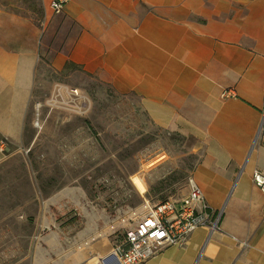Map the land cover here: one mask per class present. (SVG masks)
<instances>
[{
  "label": "crops",
  "instance_id": "1",
  "mask_svg": "<svg viewBox=\"0 0 264 264\" xmlns=\"http://www.w3.org/2000/svg\"><path fill=\"white\" fill-rule=\"evenodd\" d=\"M50 1L36 19L0 0V164L34 123L37 86L79 70L135 95L160 131L197 139L192 175L221 210L217 231L141 264H264V0H68L59 14Z\"/></svg>",
  "mask_w": 264,
  "mask_h": 264
},
{
  "label": "rangeland",
  "instance_id": "2",
  "mask_svg": "<svg viewBox=\"0 0 264 264\" xmlns=\"http://www.w3.org/2000/svg\"><path fill=\"white\" fill-rule=\"evenodd\" d=\"M2 2L41 18V0ZM33 105L39 126L0 164V264H92L147 206L186 193L198 140L160 131L135 95L66 69Z\"/></svg>",
  "mask_w": 264,
  "mask_h": 264
},
{
  "label": "built area",
  "instance_id": "3",
  "mask_svg": "<svg viewBox=\"0 0 264 264\" xmlns=\"http://www.w3.org/2000/svg\"><path fill=\"white\" fill-rule=\"evenodd\" d=\"M67 1L51 0L50 9L59 14ZM228 94V90L222 92V96ZM34 125L39 126L37 119ZM258 141L264 148L263 123L256 132L254 144ZM253 182L264 193V175L255 170ZM186 185L187 191L180 198H166L147 206L135 225L124 231L122 241L108 252L116 256L119 264H141L162 247L183 246L199 227H205L210 232L219 229L221 210L210 207L193 175L187 178ZM108 253L97 256L92 264H106L104 257Z\"/></svg>",
  "mask_w": 264,
  "mask_h": 264
},
{
  "label": "bare ground",
  "instance_id": "4",
  "mask_svg": "<svg viewBox=\"0 0 264 264\" xmlns=\"http://www.w3.org/2000/svg\"><path fill=\"white\" fill-rule=\"evenodd\" d=\"M38 106V105H37ZM156 161V160H155ZM131 180H132V183L135 185V187L141 191V192H144L145 191V186L143 184V181H142V178L139 177L138 175H133L131 176ZM97 258V256H93L91 259L92 260H95Z\"/></svg>",
  "mask_w": 264,
  "mask_h": 264
},
{
  "label": "water",
  "instance_id": "5",
  "mask_svg": "<svg viewBox=\"0 0 264 264\" xmlns=\"http://www.w3.org/2000/svg\"><path fill=\"white\" fill-rule=\"evenodd\" d=\"M104 261L106 264H111V263H115V262L117 264H119L116 256L112 253H108L107 255H105Z\"/></svg>",
  "mask_w": 264,
  "mask_h": 264
}]
</instances>
